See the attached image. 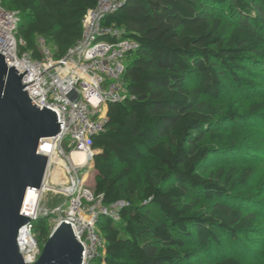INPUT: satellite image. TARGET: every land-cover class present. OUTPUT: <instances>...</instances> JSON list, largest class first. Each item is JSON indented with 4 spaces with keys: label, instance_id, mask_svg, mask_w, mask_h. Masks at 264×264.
Masks as SVG:
<instances>
[{
    "label": "trees",
    "instance_id": "obj_1",
    "mask_svg": "<svg viewBox=\"0 0 264 264\" xmlns=\"http://www.w3.org/2000/svg\"><path fill=\"white\" fill-rule=\"evenodd\" d=\"M96 1L3 4L20 13L21 50L40 58L36 37L43 36L59 58L79 39ZM228 4L224 10L215 0H127L102 21L139 45L123 74L125 98L107 104L104 129L91 139L94 192L106 205L129 203L119 221H99L102 264H195L193 253L182 251L188 245L203 248L212 264H242L248 244L239 235L254 229L256 215L227 185L245 184L249 170L237 180L222 167L203 174L212 158L230 157L227 146L242 134L234 111L226 114L230 127L216 122L224 97L255 87L238 74L264 78V0ZM262 108L264 99L249 112L257 118ZM203 199L207 214L197 209ZM47 221L34 223L40 246L51 232Z\"/></svg>",
    "mask_w": 264,
    "mask_h": 264
},
{
    "label": "built area",
    "instance_id": "obj_2",
    "mask_svg": "<svg viewBox=\"0 0 264 264\" xmlns=\"http://www.w3.org/2000/svg\"><path fill=\"white\" fill-rule=\"evenodd\" d=\"M3 1L0 0V53L7 67L14 65L18 73L27 68L21 82L29 99L40 109L55 112L57 122H62L58 134L38 143L37 152L47 156V166L42 185L31 188L39 195L34 212L27 214L21 207V213L31 220L19 229V252L26 263L37 260L42 247L34 234V223L54 214L56 219L50 230L60 222L72 226L83 247L80 264H102L105 241L99 221L103 216L119 221L120 210L129 203L104 204L102 194H96L85 183V176L94 152L91 139L104 129L107 104L122 101L127 94L124 59L139 46L136 40L123 36V28L102 23L105 16L127 0H97L81 20L79 39L59 58L53 56L43 36L36 37L40 58H32L28 51L21 50L24 41L16 36L20 13L6 8ZM75 152L84 156L82 163L73 159ZM57 168L66 181L52 184L50 180ZM47 190L66 198L49 213L39 206Z\"/></svg>",
    "mask_w": 264,
    "mask_h": 264
},
{
    "label": "water",
    "instance_id": "obj_3",
    "mask_svg": "<svg viewBox=\"0 0 264 264\" xmlns=\"http://www.w3.org/2000/svg\"><path fill=\"white\" fill-rule=\"evenodd\" d=\"M3 57L0 53V264H80L83 247L66 222L52 229L36 261L24 262L19 252V229L31 220L21 213L24 196L27 188L42 185L47 166L38 143L58 134L62 122L29 99L21 82L27 68L18 73Z\"/></svg>",
    "mask_w": 264,
    "mask_h": 264
},
{
    "label": "rangeland",
    "instance_id": "obj_4",
    "mask_svg": "<svg viewBox=\"0 0 264 264\" xmlns=\"http://www.w3.org/2000/svg\"><path fill=\"white\" fill-rule=\"evenodd\" d=\"M215 1L220 8L224 7V10H228L230 0ZM131 59L132 55H128L124 59V64L128 65ZM238 75L250 81L255 87L251 90L233 92L224 97L222 100L223 109L219 112L216 122L224 128L230 127V121H226L228 119L226 114L234 111L237 113L235 121L238 126L241 125L242 134L240 138L233 139L227 146V148L233 149L230 157L227 160H223L221 156L212 158L211 162L207 163L203 176L211 177V172L222 167L224 176L233 170L231 180H237L243 170H249L245 184L231 186L228 183L227 186L234 193L237 204L245 208L251 207V211L256 215L252 222L254 229L239 235L238 241L248 244L244 247L246 252L240 256L242 264H264V108L261 109V115L257 118L254 117L256 115L249 112L251 104L259 103L264 99V78L258 79V75L251 76L240 73ZM205 143L208 145L207 142ZM94 152L96 153V150ZM94 174L93 162L91 161L86 168L85 183L92 189ZM65 200L64 195L53 190H47L41 196L39 206L40 209L47 210L49 213ZM209 207L210 203L203 199L197 209L200 213L207 214ZM47 217V224L50 227L55 222L56 215L49 214ZM182 251H191L193 253L192 260L195 264H212V258L207 256L199 245H188Z\"/></svg>",
    "mask_w": 264,
    "mask_h": 264
},
{
    "label": "bare ground",
    "instance_id": "obj_5",
    "mask_svg": "<svg viewBox=\"0 0 264 264\" xmlns=\"http://www.w3.org/2000/svg\"><path fill=\"white\" fill-rule=\"evenodd\" d=\"M72 157L76 162H79V163H82L81 161H83L84 159V156L79 152L73 153ZM65 181H66V178L64 177L63 172L57 168L52 174L50 183L51 182L52 184L59 183V182L64 183ZM38 199H39L38 193L33 191L31 188L27 189L25 196H24L23 204H22L24 211H27V214L34 212V209L38 203Z\"/></svg>",
    "mask_w": 264,
    "mask_h": 264
}]
</instances>
